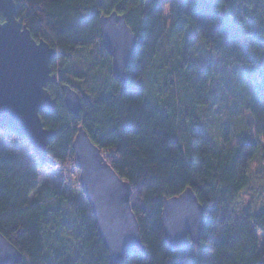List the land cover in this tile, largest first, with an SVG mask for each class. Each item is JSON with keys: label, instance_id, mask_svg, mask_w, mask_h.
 Here are the masks:
<instances>
[{"label": "trees", "instance_id": "1", "mask_svg": "<svg viewBox=\"0 0 264 264\" xmlns=\"http://www.w3.org/2000/svg\"><path fill=\"white\" fill-rule=\"evenodd\" d=\"M15 3L32 38L57 52L50 63L57 83L47 85L57 108L40 113L54 133L47 155L57 167L73 166L81 126L132 188L144 251L127 254L123 264H264V203L240 206L253 175L264 176V0H177L169 24L160 0ZM113 12L137 40L124 86L111 75L99 34L100 17ZM181 30L193 40L169 53L167 37ZM191 42L237 75L238 86L251 87L228 97L229 126L220 141L200 115L215 102L212 76ZM62 86L79 95L78 116L66 109ZM46 167L53 168L34 153L27 162L0 153V234L20 251V264H110L91 212L61 187H40L38 170ZM186 189L203 207L204 227L197 245L173 251L163 240V199Z\"/></svg>", "mask_w": 264, "mask_h": 264}, {"label": "water", "instance_id": "2", "mask_svg": "<svg viewBox=\"0 0 264 264\" xmlns=\"http://www.w3.org/2000/svg\"><path fill=\"white\" fill-rule=\"evenodd\" d=\"M0 131L24 138L34 155L51 167L56 162L46 152L54 133L44 129L40 113L54 112L57 102L47 91L57 82L50 63L57 52L43 40L35 41L17 19L15 0H0ZM101 44L110 57L111 75L125 85V71L137 40L124 16L111 13L99 19ZM66 109L78 116L79 95L61 87ZM78 185L97 225L110 264H123L127 254L144 251L138 221L132 211L130 184L121 179L102 156L101 150L80 126L72 143ZM163 240L173 251H185L199 243L204 210L191 189L164 198L161 213ZM23 256L0 234V264H20Z\"/></svg>", "mask_w": 264, "mask_h": 264}, {"label": "rangeland", "instance_id": "3", "mask_svg": "<svg viewBox=\"0 0 264 264\" xmlns=\"http://www.w3.org/2000/svg\"><path fill=\"white\" fill-rule=\"evenodd\" d=\"M176 2L177 0H160L163 17L167 24L172 20L171 12L175 7ZM188 33L186 30H181L176 35L167 37L166 47L168 52L172 53L180 51L184 46H188L189 44H187V42L193 40L190 33ZM190 45L193 47L194 52L198 49L200 53L197 55L195 52V56H198L200 66L212 76L211 92L213 95L211 99L215 102L213 108L209 110L203 109L200 112V115L204 116L206 119L205 123H209L208 129L210 135L216 141H220L223 139L226 133L225 130L229 126V119L227 116L229 112L228 97H232L233 94L241 95V92L243 93L244 90L251 92V87L248 82L243 84L242 88L241 86H238L241 83L239 82L237 75H229L227 72L221 71L219 67H216L213 64L211 60H214V55L212 57L207 51L201 52L197 42H191ZM99 51L104 53V51L100 49ZM53 76L58 79L57 73ZM221 84L224 87H221ZM217 119H220V121H216ZM30 149L31 148L24 138H18L8 130L0 131V153H11L27 162V157H32L33 155ZM102 156L106 160V156L103 153ZM255 168L256 165L253 166V170H255ZM38 174L40 187L44 184L51 188L61 187L66 191L67 195L72 196L77 201L80 207H83L90 212L88 203L79 188V172L75 169L74 165L72 166L71 163H68L63 165L60 164L59 167H46L44 169H39ZM252 180V186L248 191L249 193L245 192L242 195L240 206L246 205L249 202H254L257 208H260L264 203V176L262 173L261 175L254 174Z\"/></svg>", "mask_w": 264, "mask_h": 264}]
</instances>
